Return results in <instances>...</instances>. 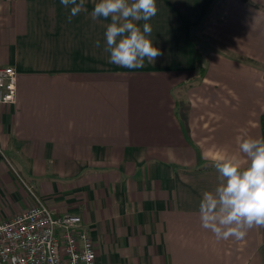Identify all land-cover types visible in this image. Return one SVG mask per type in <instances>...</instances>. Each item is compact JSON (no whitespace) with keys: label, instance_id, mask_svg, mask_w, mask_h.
<instances>
[{"label":"crops","instance_id":"1","mask_svg":"<svg viewBox=\"0 0 264 264\" xmlns=\"http://www.w3.org/2000/svg\"><path fill=\"white\" fill-rule=\"evenodd\" d=\"M93 7L69 22L60 0H0V66L16 72L0 221L34 204L30 187L81 216L95 264H264V227L217 240L199 213L211 158L238 154L241 131L264 137V0H156L162 55L137 69L108 62Z\"/></svg>","mask_w":264,"mask_h":264},{"label":"clouds","instance_id":"2","mask_svg":"<svg viewBox=\"0 0 264 264\" xmlns=\"http://www.w3.org/2000/svg\"><path fill=\"white\" fill-rule=\"evenodd\" d=\"M69 10L68 21L87 11L86 0H60ZM91 19L104 24L103 51L108 62L137 69L145 59L153 64L162 52L153 45L148 23L157 14L156 0H93ZM143 21L142 26L139 22ZM101 47L99 40L95 42ZM238 154L218 153L211 158L218 178L213 189L205 190L199 202L202 227L217 240L241 241L253 227H264V137L247 131L237 136Z\"/></svg>","mask_w":264,"mask_h":264},{"label":"built area","instance_id":"3","mask_svg":"<svg viewBox=\"0 0 264 264\" xmlns=\"http://www.w3.org/2000/svg\"><path fill=\"white\" fill-rule=\"evenodd\" d=\"M15 96L16 72L0 66V103H13ZM28 190L34 204L0 221V264H95L94 243L81 216L57 213Z\"/></svg>","mask_w":264,"mask_h":264},{"label":"trees","instance_id":"4","mask_svg":"<svg viewBox=\"0 0 264 264\" xmlns=\"http://www.w3.org/2000/svg\"><path fill=\"white\" fill-rule=\"evenodd\" d=\"M206 17H207V15H204L202 20H201V22H200V24L191 27L190 31L193 30L194 28L198 27L199 25H201L203 19H205ZM194 45H195V57H196V64H197L196 67H197V71H198V76L199 77H203L204 71H205V66H204V64L202 62L201 51H200L199 46H198L196 41L194 42Z\"/></svg>","mask_w":264,"mask_h":264},{"label":"rangeland","instance_id":"5","mask_svg":"<svg viewBox=\"0 0 264 264\" xmlns=\"http://www.w3.org/2000/svg\"><path fill=\"white\" fill-rule=\"evenodd\" d=\"M2 157V156H1Z\"/></svg>","mask_w":264,"mask_h":264}]
</instances>
